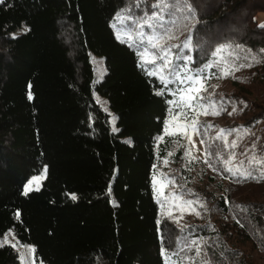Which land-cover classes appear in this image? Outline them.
Masks as SVG:
<instances>
[{"label": "trees", "instance_id": "trees-1", "mask_svg": "<svg viewBox=\"0 0 264 264\" xmlns=\"http://www.w3.org/2000/svg\"><path fill=\"white\" fill-rule=\"evenodd\" d=\"M157 2L0 3V238L13 230L45 264H165V251L178 253L183 264H264V179L233 176L220 159L234 152L230 166L253 176L264 172V19L258 18L264 0H167L163 8L164 27L176 37L172 45L189 37L192 44L191 50L174 48L172 71L252 64L235 79L217 78L218 67L204 73L212 76L206 83L217 86L208 89L215 93L211 99L233 102L218 119L240 132L232 133L233 149L215 139L208 123L200 124L213 167L207 164L211 173L197 189L211 208L186 226L160 217L153 184L159 161L173 157L183 168L182 148L167 155L178 140L164 135L172 109L167 101L174 96L156 94L163 86L140 67L142 47L117 38L122 29H136L118 16L131 13L143 21ZM187 55L191 62L178 58ZM93 56L104 60L101 79ZM45 168L39 190L25 195V185ZM19 262L15 247H0V264Z\"/></svg>", "mask_w": 264, "mask_h": 264}, {"label": "snow or ice", "instance_id": "snow-or-ice-1", "mask_svg": "<svg viewBox=\"0 0 264 264\" xmlns=\"http://www.w3.org/2000/svg\"><path fill=\"white\" fill-rule=\"evenodd\" d=\"M0 3H3V0H0ZM168 6L167 0H158L156 4H153L152 7L154 9H157L156 12H154L151 16L145 17L143 21H136L132 19L129 16L120 15L117 17L118 20H120L122 23L126 22L127 20H131L132 26L138 31L135 32V39H133V33L132 32H125L123 33V38L121 36V33H117V38L122 39V42L130 43L132 46H136L137 48H141L142 50L138 51V55L140 57V67L144 68L146 71V74L149 76H156L161 85L163 86L159 91H157V95H164L165 90L171 91V94L173 96H176L177 93H179L178 100H170L167 101L170 105H174L176 108L179 109V111H173V109H169V120L166 122L165 128H164V135L167 136H188L189 144L192 147H189L185 150L184 156L188 158L189 163H192L195 160H198V157L194 156L192 154L193 148H195V142L192 140L191 135L188 134V130L190 129L192 133H198L199 129L201 127L199 116L200 115H221L222 111H227V108L225 105L227 103H233L232 101H225L220 100L219 102L212 100L211 96L215 95L214 92L209 93L208 89L209 87H217V86H210L206 82L212 78V76L205 75L207 69H210L212 67H218L219 68V76L217 78L223 79L227 78L229 76H232V78H236L234 73L239 71L240 68L243 67H251L252 64L249 63L247 65L241 64L238 67L236 65H229L227 61H225L223 67H219L218 63L213 64H207L204 66L203 69H198L196 73L192 75H184L181 76L179 71H172V68L170 67L172 65L171 57L173 55L172 49L173 48H182V49H189L191 50L192 44H191V38L189 37L183 45H168L166 46L165 42L167 40L175 39L176 37L171 33L170 29H167L164 27V19L162 16L163 8H166ZM191 10V9H189ZM171 15V13H169ZM155 22H158L156 24ZM170 23H174V21H171ZM147 24L149 28L159 29V31H154L153 34L148 35L143 31L144 25ZM115 27V25H114ZM259 27L264 28V24L259 25ZM27 30V29H26ZM146 41V44H145ZM224 49L220 48L217 49V53L223 52ZM264 51V50H262ZM179 59L186 60L187 62L192 61V56L187 55L178 57ZM253 60H255V57H253ZM151 64L153 67L151 69L147 68L146 65ZM185 69H187V64H185ZM174 77V79H173ZM179 82L181 85H185V87H181L176 89L175 91H172L168 89L169 84H175ZM187 82V83H186ZM208 93V97H205L204 95H201V93ZM31 93L29 92V99H31ZM98 102H99V98ZM205 99L208 100V103H200V101H204ZM241 104L246 108L247 104L244 101H240ZM219 104V106H218ZM106 110V109H105ZM237 111L236 107L232 108V111L229 112V115H232ZM189 113H192L193 115L189 116ZM169 125H173V127L170 129ZM206 128H211L213 125L209 124L205 126ZM113 131H116L114 128ZM233 132H240V129H219V132L217 133V136L215 139L222 140L224 142V145L226 147L230 148H236L237 141L233 140L231 144L228 143L227 137L231 135ZM244 132H247V129H244ZM160 141H163L164 137L160 136L157 138ZM201 144H207L205 140L200 141ZM168 156L173 155V153L169 152L167 153ZM204 163L208 164L210 168L213 167L211 163H209V159L212 156V153L208 150V147H205L204 150ZM220 159L223 160V163L225 165V171L231 173L233 176L240 175L244 177L245 179L251 177L252 179H264V172L260 174V176H253L251 171L244 170L241 168L240 165L237 166H230L232 165V161L236 159V154L233 152L230 154V157L228 159H223V157H220ZM255 160V157L252 158ZM163 163L165 165L168 164V160L165 158L163 160ZM264 163V162H262ZM243 162H241V165ZM215 170V169H214ZM46 169L44 170V174L40 176H34L29 180L28 185L25 186V195L29 190H32V185L34 182L36 183L35 190H39V181L44 179L46 177ZM161 176H165L164 173H160ZM155 176L153 177V184L155 187ZM168 184H175V181L173 179H167L165 180V183L163 187H167ZM157 191V203L160 204L162 212L165 210V208H168V216L172 217V211L171 208L175 207L177 211H180L183 213L184 211H188L189 213H195L196 215H200V212L196 210L195 207H193L194 204H199L201 208H204L205 205L200 201H182V203H175L174 201H180L181 197L177 196L174 192H169L168 195H165L163 192V188L156 189ZM75 196H72V199H75ZM239 207V206H238ZM19 217V214L17 213V218ZM183 218V216L175 217L174 222L179 223V221ZM239 222V221H238ZM9 235H14L13 233H5L2 238H0V247L5 246V244H10L11 241H9L8 237ZM12 247H16V244H12ZM28 247V246H25ZM28 251L30 254H35V249L32 247H28ZM197 254L199 255V248H197ZM164 256L165 264H176V261L172 260V256H177L178 253H167L166 251L162 253ZM179 258V257H178ZM30 264H36V260L33 259L30 261ZM42 264V262H41Z\"/></svg>", "mask_w": 264, "mask_h": 264}, {"label": "rangeland", "instance_id": "rangeland-1", "mask_svg": "<svg viewBox=\"0 0 264 264\" xmlns=\"http://www.w3.org/2000/svg\"><path fill=\"white\" fill-rule=\"evenodd\" d=\"M149 14L145 13L144 16H148ZM123 15L129 16L132 19L133 18L137 19L136 18L137 16L135 14L124 13ZM258 18L260 20H263L264 19V14L263 13L259 14ZM136 31H138V29H135L132 32L133 33V39H135V32ZM143 31L146 34H148V35H151L154 32V31L149 32V30L147 29V25H144ZM125 32H127V30L122 29V34L125 33ZM172 41H173L172 39L171 40H167L165 42L166 46L172 45ZM175 41L179 42L180 39H176ZM145 44H146V41H145ZM175 49H177V48H175ZM172 53H173V55L171 57V60H172V65H173L175 63V61H176L175 57L177 56L175 54L174 48L172 49ZM93 62H94L95 68H96L97 78L101 79L106 73V66H105L104 60L99 58V57L93 56ZM172 65L170 66L171 68H172ZM184 75H192V74L191 73L186 74V72H183V74L181 76H184ZM185 86H186V84L185 85H181L180 84V86H178V88L185 87ZM201 95H204V93L202 92ZM178 97H179V93H177V95L174 96L173 100H178ZM97 98H99V103L105 109L108 110V106H107L106 101L103 98L99 97V96H97ZM200 103H205V102L204 101H200ZM172 109H173L174 112L175 111H179V109L176 108L174 105H172ZM191 115H193V114L189 113V116H191ZM110 116H111L112 126L114 127L116 121L112 117L111 114H110ZM168 120H169V118H168ZM199 121H200V124L202 122H206L208 124L213 125V129H214V131L216 133L215 135H217V133L219 132V129H225L223 121L218 119L217 115H200L199 116ZM169 127L171 129L173 127V125H169ZM188 134L191 135L192 140L195 142V148H193L192 154L194 156L198 157V160H195L192 163H189L188 158L183 155V163H182L183 168L177 169L176 168L177 167L176 164L177 165H179V164L175 163L173 161L174 158L171 157V158L167 159L168 160V164L167 165H165L163 163V160H161V161L158 162V164L156 165V167L154 169V176H155V181H156L155 187H154V191H155L156 199H157V191H156V189L163 188V192H164L165 195H168L169 192H174V193H176L177 196L181 197L180 201H174L173 204L182 203V201H187V200H192V201H197L198 200V201L202 202L205 205L204 208H201L199 206V204H194L193 205V207H195L196 210L200 212L199 216L196 215L195 213H189L188 211H184L183 213H181L180 211H177L175 207H172L171 208L172 217L168 216V214H167L168 213V208L167 207L162 212L161 206H160V217L169 218V219L174 221L175 217H179V216L182 215L183 218L179 221V223H177L180 226H186V225L194 222L195 220H200V219H202V216L205 215V214L209 215V213H210L209 210L211 208L210 204H208L207 201H205L206 199L203 197V195H200L201 193L197 189V187H200L198 185H201V186L205 185V182L207 180V174L211 173L210 169L207 166V164L204 163V159H205V156H204L205 145L201 144V142H200L202 140L201 134H200V130H199L198 133H192L191 130L189 129L188 130ZM173 137H175L178 140L177 141V145H176L174 151L172 152L173 155L177 152L178 149L182 148L183 153H184L187 148L192 147L189 144L187 135L183 136V137H181L179 135L173 136ZM227 139H228V142L231 143L233 141L232 134L229 135L227 137ZM184 168L186 169L187 173L186 172L185 173L181 172V170L182 169L184 170ZM44 170H43V172H41L40 174L35 175V176L43 175L44 174ZM160 173H164L165 176H161ZM188 175H191V179H192L191 182H189V180H186V177ZM166 178L167 179H173L175 181V184L174 185L173 184H168L167 187H163ZM44 179H42V180H40L38 182L39 183V188L41 187ZM36 183L37 182L33 183L32 190L36 188ZM188 183H189V185H188ZM26 185H28V183ZM29 191H31V190H29ZM9 232L13 233L14 235H9L8 239H9V241H11V243L8 244V245H12V244H16L17 245L15 248L19 252V255H20L19 264H30V261L33 260V259L36 260V264H41L42 261L38 260L37 257H36V251H35L34 255L30 254L29 251H28V247H32L34 249H35V247L32 244L21 243L18 240V238H17V236H16V234H15V232L13 230H9L7 233H9ZM25 246H28V247H25ZM172 260L176 261V264H183L178 258H175L174 256H172ZM42 264H45V263L42 262Z\"/></svg>", "mask_w": 264, "mask_h": 264}]
</instances>
